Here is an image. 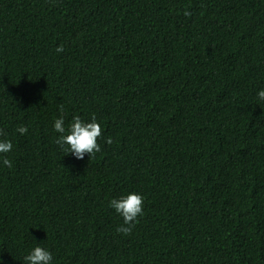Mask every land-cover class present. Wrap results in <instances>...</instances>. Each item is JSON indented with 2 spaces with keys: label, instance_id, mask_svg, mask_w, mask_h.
<instances>
[{
  "label": "trees",
  "instance_id": "1",
  "mask_svg": "<svg viewBox=\"0 0 264 264\" xmlns=\"http://www.w3.org/2000/svg\"><path fill=\"white\" fill-rule=\"evenodd\" d=\"M262 89L264 0H0V264H264Z\"/></svg>",
  "mask_w": 264,
  "mask_h": 264
},
{
  "label": "clouds",
  "instance_id": "2",
  "mask_svg": "<svg viewBox=\"0 0 264 264\" xmlns=\"http://www.w3.org/2000/svg\"><path fill=\"white\" fill-rule=\"evenodd\" d=\"M185 16H189L190 13L185 12ZM57 52L63 51V45H60L56 49ZM260 100H264V89L258 92ZM62 110V108H61ZM55 131L60 133L56 143L61 146L62 149L67 146V154L74 155L77 159H83L84 154H89L90 159L95 153L100 151V145L98 144V138L102 135V128L97 123L95 116L93 115L91 122H85L79 116H75L68 128L64 127V119L61 116L54 122ZM21 134L28 131L27 127L21 126L17 129ZM2 134V133H0ZM111 138L107 140V143H111ZM13 145L10 140H0V153H7L11 151ZM3 163L8 167H11V161L5 158ZM144 197L138 193L132 192L127 195L121 196L116 199L113 198L110 201V207L118 213L124 221V224L117 228L118 233L131 234L132 228L138 223V217L143 215ZM53 257L50 251L41 246H36L30 251L28 255L24 257L26 264H51Z\"/></svg>",
  "mask_w": 264,
  "mask_h": 264
}]
</instances>
